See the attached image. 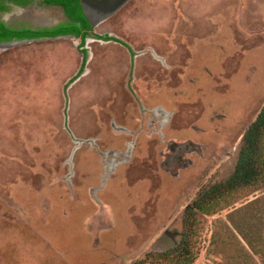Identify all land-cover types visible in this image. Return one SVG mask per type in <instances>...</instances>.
I'll use <instances>...</instances> for the list:
<instances>
[{"label":"rangeland","instance_id":"rangeland-1","mask_svg":"<svg viewBox=\"0 0 264 264\" xmlns=\"http://www.w3.org/2000/svg\"><path fill=\"white\" fill-rule=\"evenodd\" d=\"M13 9L0 21L20 27ZM92 27L134 57L94 39L69 85L78 40L0 47V264H137L172 249L264 107V0H127ZM131 67L139 100L170 113L165 142L141 135L101 187V154L124 152L137 127ZM234 200L197 215L193 264H264V186ZM256 200L236 218L257 253L228 221Z\"/></svg>","mask_w":264,"mask_h":264},{"label":"trees","instance_id":"trees-1","mask_svg":"<svg viewBox=\"0 0 264 264\" xmlns=\"http://www.w3.org/2000/svg\"><path fill=\"white\" fill-rule=\"evenodd\" d=\"M80 0H44L47 4H53L62 9L66 18L70 20V28L59 27L52 30H13L7 28L0 22V43L11 40L32 39L40 37H54L68 34L70 32L79 36L91 31L92 28L82 12ZM7 3L24 7L30 0H0V11L7 10ZM79 24V26H77ZM82 33V34H81ZM84 35V36H85ZM103 40L118 41L114 37L103 36ZM120 42V41H119ZM264 186V107L259 112L254 122L247 128L243 135V144L240 149L235 169L232 175L224 182L215 184L207 190H203L193 201L190 207L185 210V230L180 241L170 250L158 254H147L144 260L137 262L142 264H193L195 260L193 251V236L197 223L198 214H210L222 205L232 204L235 197L243 192H253ZM257 203L250 202L246 206L235 209L228 214V221L242 235L247 245L254 250L253 241L247 235L241 234V220L247 208ZM239 218V217H238ZM255 251V250H254ZM256 252V251H255ZM257 253V252H256Z\"/></svg>","mask_w":264,"mask_h":264},{"label":"flooded vegetation","instance_id":"flooded-vegetation-1","mask_svg":"<svg viewBox=\"0 0 264 264\" xmlns=\"http://www.w3.org/2000/svg\"><path fill=\"white\" fill-rule=\"evenodd\" d=\"M91 1L94 2L98 0H91ZM79 3L82 9V12L84 14L83 6L81 5V0L79 1ZM6 6H7V9H9L10 11L11 9L14 8L15 10L13 9L14 12L13 11L12 12L13 13L17 12L19 14L18 16L14 17L13 20L20 19L21 21H23V23H25L21 25L20 27H11V26H8L7 24H4L2 21H0L7 28H10L13 30H22V29L52 30L54 28H59V27L70 28V25H68L70 24V20L66 18L62 9L53 4H47L44 2V0H30V3L24 7L15 5L13 3H7ZM0 12H5V11H0ZM53 12H60V16L59 17L53 16L52 15ZM88 22H89V25L91 26L89 20ZM77 26H79V24H77ZM91 28L93 27L91 26ZM82 33H83V36L82 35L77 36L74 33L70 32L68 34L58 35L54 37H40V38H32V39L11 40L9 42H2V43H10L12 41H17V42L22 43L24 41L30 42V41H38V40H54V39H59V38H72V39L78 40V43H79L78 50L81 54V63H80L79 69L75 77L69 81L68 85L75 82L80 76L87 73L86 64L91 59V54L85 49V47L87 43H89L90 41L94 39L102 41L104 43L112 42V43L120 44L124 48L127 49L130 56H133V52L131 48L126 43L122 42L121 40H118V39H117L118 41L103 40L100 37L109 36V35L95 34L93 32V29L91 31H88L86 35L84 32ZM133 81H134L133 80V67H131L129 70L128 81L126 83V86L137 104V112L139 116V119L137 121V127L134 130H131V129L129 130L123 127L125 129V132L128 133L127 135H129V138H130L129 140L124 141L123 143L124 144L123 148L126 149L124 152L118 153V151H122V149H119L118 151H115L114 149H108L112 151L109 152L107 155L101 154L102 162H103V165L105 166V172H104L103 178H106L107 176H109V174L114 169L116 170V173H117L121 167V166H118V164L124 163L130 160L132 153L136 149L137 141L141 135L149 139L152 138L153 136L155 137L157 136L158 139L162 138L163 142H165L164 138L166 136L163 133L164 131L163 132L161 131V128H164L165 126L169 124L170 113L167 111H164L161 108L155 109L154 107L145 106L143 102L139 100L138 96L135 94V92L132 89ZM114 126L118 128V126L115 123H114ZM170 139L171 138L167 139L166 142L171 143ZM172 148H173V145L169 144V150L170 151L172 150L173 152L174 148L173 149ZM103 153H106V151ZM101 175L100 177H102Z\"/></svg>","mask_w":264,"mask_h":264},{"label":"water","instance_id":"water-1","mask_svg":"<svg viewBox=\"0 0 264 264\" xmlns=\"http://www.w3.org/2000/svg\"><path fill=\"white\" fill-rule=\"evenodd\" d=\"M126 1L127 0H98L93 2L91 0H81V5L83 6L85 16L90 21L91 26H93L96 20L111 15L118 8H120ZM2 22L6 24L4 21ZM24 42H28V41H24ZM14 43L17 44L20 42L12 41L10 43H2L0 44V47ZM106 179L107 178L102 179L101 187L105 185Z\"/></svg>","mask_w":264,"mask_h":264}]
</instances>
